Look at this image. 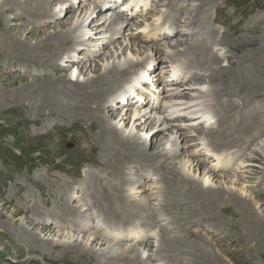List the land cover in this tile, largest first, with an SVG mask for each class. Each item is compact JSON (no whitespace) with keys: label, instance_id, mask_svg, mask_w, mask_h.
<instances>
[{"label":"rangeland","instance_id":"obj_1","mask_svg":"<svg viewBox=\"0 0 264 264\" xmlns=\"http://www.w3.org/2000/svg\"><path fill=\"white\" fill-rule=\"evenodd\" d=\"M11 1H12L11 3L12 10L10 8L9 10H7V7H3L0 10L2 12L3 17H6L8 20L7 24L0 26V31H4V29H10L14 27L16 31V32L14 31V33L17 36V38L18 39L20 38L19 40H22V38L26 36L28 40L27 41L28 45L32 44L31 46L36 45L38 41L44 40L46 34L53 33L57 29L55 26L56 22L65 20V18L68 16L67 14H74L73 22H77V21L79 22L80 20L84 18V19H87L86 24H88L90 20H92V22H95V20L99 18L101 14L104 12H107L108 15L112 13L111 11H108V10L97 12V9H94V7L97 6L96 3L98 1H95V0H88V3L86 5L87 6L86 11L84 10L77 11L78 9V6H77L73 10H70V12L69 11L64 12V9L70 3V0L68 1L62 0L61 2L51 0L52 3L48 5L47 4L43 5L42 7L38 6V8H40V10L41 9L48 10L50 8L53 10L52 12L55 14V16L48 19V21L43 20V19H42L43 21L38 20V19L31 20L28 17V19H25L26 22L24 21L25 23L23 24L22 18L15 16L16 6H14L13 8V5H15L16 3L13 2L14 0H10V2ZM147 1L150 4V10H149V6L147 5V7L143 9V11H145L148 8L147 10H149L150 12L149 11L148 13L145 12L147 15H145L144 12L142 13L138 12V15L136 17L139 18L140 20L136 24H134L135 19H131V21L133 22H131L130 20L124 21V24L119 27L122 32H118L117 30L115 34L113 35L115 39L113 43L106 42V38L108 39V35L110 34L109 32L107 33L106 37H101V36H98L100 31L94 30L95 27L102 26V24L104 23L101 24L100 22L98 24L92 25L93 26L92 30H90L89 28H86V30L83 31L84 29L82 30L80 28L78 30L80 31L79 36L78 38L75 37V40L82 39L81 41H83L84 39H86V37L88 38L89 35H97V37L94 38V40H97L96 41L97 43L85 41V44L82 46L72 45L73 46L72 49L70 50L69 48L68 50L66 49L64 57H66L67 55H70L72 56L73 59H79V61L81 60L80 63L74 65V67H72V69H70V71L68 70L67 72L59 71L55 73L54 69H51V66L48 67L47 65L46 66L43 65V62L45 61V59H48L50 56L47 54L43 56L42 54H45V53L41 51L42 50L41 47L39 48L34 47L32 49L34 50V52L39 54V57H40L39 62H42L40 63L41 65L32 62V61L38 62V60L34 59L35 55L32 57L30 53H27L26 55L27 49L19 51L20 48H16L17 50L14 51L15 53H12L10 50H7L8 46L0 47V264H126L125 262H128V261L124 260L125 257L117 258L113 260H109L108 258H103V259L101 258V260L97 262L98 258L96 259L95 256H94L95 257L94 263H91V262L81 263L77 261L75 258L71 257L75 255L74 253L77 251L75 250L67 251L64 245L49 242L48 240H46L47 236H44L43 233L41 234L40 231H38V229H40L42 226L51 227L54 231L49 236V239L54 240L55 242L59 240L61 241L68 240V235L70 234L74 235V238L77 237L79 239H84V237H86V235H88L89 233L92 234L93 232H96V230H98L99 231L98 233L99 234L102 233L101 236H103L107 240L106 243L102 244L103 245L102 247H106L107 242L111 241L113 239V236L116 237L119 235V233L116 231L128 229L127 226H131V225L132 226L138 225V227H141V224L148 225L147 227H144L143 230L146 234V238L147 237L149 238L144 239L145 240V244H143L144 246L139 245V250H135L136 252L134 251L136 254H134V252L131 249L129 250V256H131L129 259L132 258L131 262L133 260L131 264H141V263L142 264H192V263L193 264H257V263L264 264V229L262 232H259L258 235L253 236L254 235L253 234L252 237H250L251 239L247 237L245 233L246 231L243 229L246 227V223L241 222L239 219L243 213L238 208L240 201H242L241 203H244L245 199L254 203L253 205L256 206V209H258L261 203H263L262 206H264V174H263L264 170L262 171V169L264 168V136L257 138L248 147V149L246 148H244L243 150L237 149V144L239 142L230 144L234 147L230 149L229 151H227L231 153L229 155L231 157V162H228V160H226L225 157L224 159L220 160V161H226V163L228 164L226 163L220 164L219 160L213 161L211 159L209 161V158H207L204 161V164L200 165V169L198 171L197 170L195 171L194 165L198 160L204 159L203 154L205 151H203V147L207 146L209 142L208 140H206V137L203 135L196 137L197 129H195L194 126H190V123L192 122L191 121L192 119L190 118L189 120H186L185 119L186 117L185 118L178 117L176 118V122L180 126H183V127L188 126L189 128H187V130H189V133L192 136L186 139H182V140L180 139L178 142V145H180L179 149L191 148L190 150L193 151V153L191 154L188 152H183L182 154L178 155L177 153L179 152H176V154L178 155L177 156L175 154L177 158L176 156H174L170 160L162 158L161 160L163 161L161 160L159 161L158 160L159 158H158L157 160L159 162L157 161V163H154L151 161L152 159L149 161L143 160L142 155L144 154L145 149H146L145 152L147 154H152V152L156 151L155 148L157 145V139H156L158 138L157 136L165 135L163 131H158L153 136V133L158 128L157 125L148 129L147 126L143 124V125H140L137 129H134V132L139 131L142 134L147 133V136L149 139L151 137L154 138L153 143L150 146H146L144 150L136 151L135 153L134 151H132V149H127L126 146H124V148L121 147L120 149H116L114 146H112V144L109 143L108 140L103 138L104 136L100 135L98 132L91 131L92 134H85L82 138L75 137L79 133L77 131L78 129L84 130L83 127H85L87 128V130H90V127H91L90 125L86 124L88 120H83L82 122L79 120V116H78L79 107H77L71 101L75 99L83 100V98H85L87 93L84 95L85 90H83V87L79 88L80 90H77V91L74 90L77 93L81 92V95L78 97L75 95L74 96L67 95L64 92H60L59 95L56 94L59 97L58 98L59 103L61 101L63 103L66 102L65 104L68 106V109L62 105L63 110H61L62 108H59L61 112L58 113L57 111H55L56 110L55 109L54 114L52 115L48 114L50 112L49 109H52V108L54 109L55 106H58V105H55L53 102L51 103L49 102L50 104L48 105V107L50 108H45V107L43 108L41 107L42 106L41 103H43L44 106L47 105V101L45 99H43L42 102L37 103L35 102V99L33 97L34 95H29L25 97L22 94L23 92L27 90V87L29 86L37 85L41 88L44 85L45 80L47 82H54L53 84L55 86L51 85L50 87V90L52 92L53 90H57V89L64 90L66 92L67 90H70V88L68 87L73 85L72 83L73 79H70L68 77L73 76L74 81L77 78L80 82L85 81V79L92 77L91 75H96L93 72L94 68H95V71H98L99 74H102L104 73L105 66H108V64L111 65L113 58L117 59V55H122V53L124 55L120 56V61H123L125 59L124 57L135 60V56H137V53L139 52V51L137 52V49H139L140 45H142L147 49H145L146 51L143 52L142 56L139 57V59L142 58L146 62L143 65H139L137 70L135 69L136 67L129 69V75L125 77H120L119 82L117 83V85H114L113 89H111V83H110V90L107 92L113 95V97L111 98L112 100L115 98H119V99L121 98L122 100L125 95V89L127 88V86H130L131 79L132 78L136 79V83H138L137 81L138 79H140L142 72L146 71L145 66L148 63V61H151L152 62L151 65H152L153 62L157 60L158 62L156 64L155 73H152L150 75L151 79L147 80L148 81L147 88L150 91V93L152 92L151 98L154 100L153 102L157 103V107L156 109H151L152 102L147 103L146 101H142L140 103V106H137V104H131L128 106V108H125L126 107L125 99L122 100V102L120 103H118V100L117 101L114 100L113 107L116 109V111L114 112L115 117H112L113 120H110L112 121V124L114 123L119 124L118 122L120 119V115L119 116L117 115L120 113L123 114L125 112H127V114H132V113L135 114L137 111L140 110L142 115L150 114V118L153 116L161 117L164 114L162 112H164L167 108H168L167 111L174 108L170 106V104L173 103L174 100L169 98L168 95L164 97V95L166 94L164 89H166V92L168 93L169 88L178 87L180 89L182 88L180 87L182 84L186 86L190 85L189 93L193 95V97H195L192 100L185 102L186 104H188V102H195L198 105L200 104L206 105V103L214 104L215 100L214 98H212L214 95L212 97L211 96L209 97L201 96V95L203 93L205 94L211 93V91L217 88V86L218 88L219 87L221 88L220 85H222L223 83L221 84L218 81L212 84L203 83V82L200 84H196L199 82V80H196L197 82L195 83L192 81V79H190L188 82H186V84L184 83L176 84V85L174 84L175 86L172 85L169 88H166V87L163 88L162 85H160V81H158L159 79H157V77H159V75L162 74V71L164 69L161 70L162 67L159 65L162 64L164 60H166L165 58L166 55L168 54L175 55L176 49L174 48L168 49L166 40H164V38L157 39L158 38L157 37L156 40L152 39L147 42H143V41L139 42V40L144 39L146 35L142 33L143 27H139V26L144 25L142 23L143 19L147 20V22L144 20V23L149 24L148 25L150 26L148 27V30H149L154 27L153 25H151V22L152 21L155 22L154 19L157 17L159 18L155 22V23H158L157 26L159 27L151 31L150 34L148 32L149 36H151V34H155L151 37H154V36L156 37L159 33L164 31L165 27H168V29L172 31V35L174 36V38L176 37L175 35L180 34V33L183 34V31H187V30H191L203 36L210 35L209 31L214 30L215 32L214 36L215 38H218V39H220L223 36L227 37L228 39L231 38L230 40H235L237 38L236 41L237 40L238 41L248 40V39L249 40L262 39L263 41L261 40L260 41L261 43L257 41L259 45L254 46V48H253V45H248V49H247L248 52L245 49V53L247 54V57L251 56L252 53L254 52L258 53V55L260 56L261 54L264 55V46H263L264 45V2L263 0H213L210 5L202 6L203 12H200L199 13L200 15L197 16V19H201L204 23L203 22L196 23L193 25H189V27H187L188 20L187 18H185L187 14L186 15L184 14V12L188 10L187 3L184 2V5H183L182 0L178 1V4H179L178 8H181V5L182 7L184 6V8H182V11H181L182 14L181 12L176 14L175 12H172L170 10L165 9L164 11V6L162 5L166 3L167 0H152L151 2L154 3L155 5L153 8H151V3L149 2V0ZM54 2L56 3L55 6H53ZM191 3L194 4V2L190 1V4ZM258 8L260 9V11L258 12L259 14L257 13ZM28 9L30 10V8ZM34 9H35V6H34ZM191 13L194 14L195 12H191ZM93 15H96V16H93ZM197 19H195V21ZM171 21H172V24H174V26L170 24ZM247 21L251 25H249ZM163 23L167 25L164 26ZM161 24H163V26H161ZM233 24H237L238 27H240L239 29H237L238 33L236 34L233 32V27H235V25ZM33 26L37 27L39 30L37 28H32ZM60 30H61L62 36L66 37L67 34L66 35L64 34L65 31H62V29ZM242 33L243 35H245L244 37L242 36ZM83 34H85V36ZM131 34L132 36L130 37ZM239 36H242L243 38ZM177 37H181V36L179 35ZM0 38L9 40L7 39L8 37L6 36L5 37L0 36ZM121 41H122V46L120 50H118V52L115 53L114 56H111L112 53H114L113 52L114 49H112L113 44L115 42L119 43ZM135 42L139 43V45H136L137 43ZM49 43L48 45H50ZM65 44H67V42L64 43L63 45L58 44L57 47L53 46L55 49L59 48V50L58 49L56 50L57 52H59V57L63 50L62 48L65 46ZM103 44H105V46H103ZM153 45H157L159 47L157 54L155 53L156 50L152 49ZM177 49L180 50L181 54H179L178 57H171V58L172 59L173 58L182 59L184 62L183 64H184V70H185L187 69V63L185 60L186 56L184 57V53L182 52L184 47L179 46ZM227 50L228 49L226 48L224 44L222 46L215 47V51H218V53L222 55ZM241 51H244V50L241 49ZM49 52L50 51H48V53ZM199 52H201V50ZM89 54L93 55L90 59H88ZM229 54L234 56L233 53H229ZM1 55L5 57H2ZM9 57L10 58L12 57V58L10 59ZM59 57L57 58V60L59 59ZM62 57H63V54H62ZM220 58H221V61L216 64H213L212 65L213 68L216 66L218 67L222 66L221 68H224V67L227 68L228 66L227 64H229L231 60H233V58L230 59L229 56L226 58L225 57H220ZM60 60H62L61 65H64L63 61L65 60V58L63 59L61 58ZM19 61H22L25 63L31 62V64H29L28 66H25L23 65L22 62H19ZM91 62L93 63L94 67L93 65L92 66L90 65L88 70L82 69L84 68V66H88V64ZM82 63L84 65H82ZM246 63L248 62L245 61V64ZM171 64H175V63H171ZM237 65L238 64H236L233 70L235 69L236 71L239 69ZM257 66L262 68L264 67V63L262 64V66L260 65H257ZM79 69L83 70L81 75H79L78 73ZM193 70L194 69H188V72H191ZM10 72L15 73V74H10ZM43 74H47V76H44ZM60 74H65V75L67 74V76L62 75L61 77H57ZM70 74H73V75H70ZM188 74L189 73H186L185 75H188ZM24 75H28L29 77L28 76L24 77ZM164 75L166 74H164V71H163V74L161 75L163 79H164ZM63 77L65 78L67 77V78L65 79ZM13 79L15 81H12ZM154 80H156L155 86H154ZM40 81H43V82H40ZM239 83H241L240 80H237V81L234 80L233 85L238 86ZM162 84L163 86H165L164 83ZM149 85L151 87L152 86L154 87L151 88L149 87ZM242 86L247 87V84L242 85ZM221 93L222 92H220V94ZM7 95H9V97ZM249 95L250 94H247L246 98H248ZM81 96H83V98ZM220 99H223L224 101H227V102L229 101L228 97H222ZM230 100L231 101L235 100L238 103H241V101L237 100L234 97H231ZM260 101H261L260 105L255 104L254 101L253 102L249 101L248 103L243 102V105L237 108V113H244V111L251 108L252 106L256 108H260V110H263V107L261 106L264 104V101L262 100ZM99 102H97L98 105H100ZM88 103L96 104L95 102H92V101ZM30 106H31V109H29ZM208 106L210 107L209 104ZM39 107L42 108L43 110L40 109ZM178 107L180 106H177V108ZM108 109L109 107L107 105L106 111L104 112L106 114V115L104 114L106 118L110 114ZM35 110H37L38 112ZM209 110H211V108ZM167 111L165 112L167 113ZM63 112L68 115L66 116V114H64ZM181 115L183 116L182 112H181ZM69 116H72V117H69ZM216 117L218 121L219 115ZM217 121H215L214 126L216 125ZM108 122L109 121L107 122L103 121V125L106 127L107 129L106 131H108V134H110L111 136L109 140L111 138H114L116 140H122V142H124L125 140V142H127L128 144L131 143L130 145H132L133 141L131 142L127 138L125 139L123 138L128 134L130 130L133 129L131 128L133 126L130 125L131 121L130 123H127V127H129L128 129H125V126H122L120 130L122 134L119 133L121 135V138H118V139L115 135H113V133L115 134L116 132L109 129L111 124ZM72 123H76V124H72ZM107 123L109 127L107 126ZM201 123H202V126L203 125L206 126L203 122ZM204 126L202 127V130H205V131L214 130L212 126L207 127L208 129H205L206 127ZM255 132H257V130ZM166 133L168 132L166 131ZM99 138L104 139L103 142H101ZM191 139H193V141ZM244 139L246 141L248 140V137H245ZM106 144H108L109 146L107 145L106 147ZM229 147L230 146L227 145L226 148H229ZM122 149H123V152H122ZM200 151L203 153H201ZM120 153L122 156H120ZM130 153L133 156H131ZM126 154L127 155L130 154V155L127 157ZM117 155H119L122 158H119V156ZM139 156L142 159H140ZM130 157L132 158L133 161L131 160ZM107 160L108 162H106ZM165 160L167 163H164ZM161 162L164 163V165H167L168 168H172L174 167L173 164H176L177 166L183 169L182 171L178 172L179 175L177 174L178 178L180 180L182 179L181 181L183 183L182 185L185 184V181L187 182V180L184 179L186 178V175L184 177L183 173L184 174L186 173L190 177H196V179H199V171L205 168V166H206V170L209 167L210 168L215 167L216 169L215 173L222 174V175L228 174V173L229 174L233 173L236 175L242 174L243 171H245L246 169L248 170L251 169V171L255 169V171H252V172L250 171L249 173L244 172V174L242 175L243 176L245 175V176L239 178V182L235 184H230V183L226 184L228 188L237 192V194L241 197V198H238L236 202L233 201V199H230V197L224 198L221 201H218V199H216L217 204L215 203L212 209L207 210V207L203 206L202 201L201 202L196 201V203H192L191 200L187 199V200H181L180 202L182 203V205L176 208V206L173 207L171 205L174 203L175 196L168 194L165 189L168 188L169 185H172L173 181L179 182L180 180L177 177L171 175L172 178L168 176V179H170L172 182L165 184L164 182H165V178L167 175H164L163 171L158 168V166H161ZM221 165L222 167L221 169H219ZM140 166H143V167H140ZM117 171H119L118 174H117ZM60 176L65 177L69 181L71 179L72 181H75V180L79 181L78 183L81 184L83 188L82 189L80 187L82 190V192L80 193L81 194L83 193L82 196L76 193L78 190L77 188H72L70 195L69 194H67V196L66 194L63 196L58 195V193L61 192L62 184L66 182V180L63 177L60 178ZM163 179H164V182H163ZM111 182L114 183V186L112 187L111 185H108ZM220 183H221V180L219 176L216 178L215 182H207V184H210V185H216ZM221 185L224 186V184L222 183ZM55 186H57L58 188ZM188 187L187 188L185 186L183 187L181 191L182 195L187 193V191L189 190ZM129 189H132V192H133L132 194L130 193ZM222 193L223 192L221 191L220 194ZM100 194H103V195H100ZM83 195L86 196L87 199L85 198L81 199ZM122 195H123V198L121 197ZM110 196H113V197L118 196L113 199L114 206L115 204H117V207L115 206L116 210L115 208H112L113 203L109 198ZM221 196H224V193ZM100 200L103 203H101ZM105 200H106V203H105ZM255 201L259 203L256 205ZM225 203H227L226 204L227 206L224 205ZM236 204H238V206H235L236 209H233L234 205ZM40 205L43 206L42 207L43 211L47 212L49 210L48 212L50 214L48 217V220H45L46 222L43 225L34 224L33 222L28 221L30 220L28 217L33 218L32 216L33 210L35 213L36 208L40 207ZM190 205L192 206V209ZM52 206H54L53 207L54 211H50ZM91 206L93 207L92 209H91ZM94 207H97V208L100 207L101 209L99 208V211L100 212L104 211V213L102 212L101 213L103 216L105 214V218L110 219L119 224H123V225L114 224L112 222L109 223L108 221H105V220L101 222L95 221L91 227L85 229L84 231L75 232V231L70 230L71 222H68L69 223V224L67 223L68 226L65 227L66 225L62 226L61 223L57 222L56 224V219L53 218L54 217L53 214L55 213V210H57V212L60 214L61 212L64 213L65 209H67V213H70L73 211H74L73 213H77L76 212V209H77L80 211V213L84 211L86 212L88 211L87 216L89 215L90 217V218L88 217V223H91L92 218H94L93 217L94 213L99 214L96 212L97 209L95 210ZM24 208L27 209V211L26 210L24 211ZM164 208L165 209L167 208V209L165 210ZM12 210L16 212H14V214L11 216ZM111 210L114 214L111 212ZM116 211H117V215L115 214ZM176 215H177V218H175ZM190 215L191 217L189 218ZM204 215L207 217L208 220L205 218ZM111 216H113L114 218ZM122 216H123V219H122ZM83 217L86 218V216H83ZM171 217L174 220V222L171 221L172 220ZM85 218H83L82 220H84ZM216 219L218 220V222L220 221L219 222L220 224L217 222ZM77 220L78 218L76 219V221ZM85 220L87 221V219ZM167 221L169 224L165 225ZM263 222H264V217H263L262 223ZM55 225H58V227L60 228L59 231L55 228ZM168 225L171 228H169ZM217 225H219L220 228ZM178 226H180V229ZM240 226H242L241 227L242 229L240 228ZM263 228H264V225H263ZM36 233H38L41 238L40 237L35 238L34 236L36 235ZM59 234L60 235L62 234V236H59ZM138 235L133 236L131 234H128L127 240L118 241V243H115L116 240H113L114 241V242L112 241V243H114L113 249H122L123 246L125 245H126V248L136 245L138 243V240H134L135 239L134 237H137ZM36 240L38 243L36 242ZM165 242L166 244H164ZM168 242L169 243L173 242V243L167 244ZM174 243H176L178 246L175 245ZM182 244H183V250L181 248ZM196 245H199V246L197 247ZM162 246L167 247L166 250L160 249V248H163ZM170 248L174 250L172 251ZM195 250L198 251L199 253H197ZM171 252L173 254H171ZM188 252H189V255H188ZM177 253H179L178 255H180L179 258H178ZM87 254L93 255L89 252H87ZM149 255H154V257L148 259ZM137 256L141 257L142 261H140L139 257L137 258ZM83 257L85 258V256ZM174 257H177V258H174ZM199 257H203V258L198 259ZM208 257H210L211 259ZM120 259H122V262ZM136 260L139 263H137ZM195 260L197 263L195 262Z\"/></svg>","mask_w":264,"mask_h":264},{"label":"bare ground","instance_id":"obj_2","mask_svg":"<svg viewBox=\"0 0 264 264\" xmlns=\"http://www.w3.org/2000/svg\"><path fill=\"white\" fill-rule=\"evenodd\" d=\"M55 1H58V2H61L62 0H55ZM68 1V0H67ZM95 1H98L96 4L97 6L94 7V9H97V12H100V11H111L113 13V11L115 13H111L108 15L107 12H104L101 14V16L99 18H97L95 20V22H92V20H90L88 22V24H86V21L87 19H82L80 20L79 22H73V16L74 14H67L68 16L65 18V20H62V21H57L55 26H56V30L53 32V33H48L45 35V38L44 40H41V41H38L36 45L34 46H31V45H28V40L26 38V36H24L22 38V40H19L17 38V36L15 35L14 31H15V28L12 27L10 29H4V31H0V36H3V37H8L7 39L9 40H6V39H2L0 38V47H4V46H8L7 47V50H10L12 53H15L14 51L17 50L16 48H20L19 51H22V50H26V55L27 53H30L31 54V57L35 55L34 59L35 60H38V62H34L32 61L33 63H37V64H40L42 62H39V54L34 52V50H32L34 47H41L42 50L45 54H42L43 56L44 55H49L50 57L48 59H45V61L43 62V65H47L48 67L51 66V69H54L55 73L59 72V71H70V69H72V67H74V65L78 64L81 62V60L79 61V59H73L72 56L70 55H67L66 57H64V54H65V51L66 49L69 50L72 49V45H77V46H82L85 44V41L86 42H92V43H97L96 41L97 40H94L95 37H97V35H89V37L86 39H84L83 41H81L82 39H77L75 40V37L78 38L79 36V33L80 31H78L80 28L85 31L86 28H89L90 30H92L93 26L92 25H95V24H98L101 22L104 23L102 24V26H97L94 28V30H99V34L98 36H101V37H106L107 36V33L109 32L110 34L108 35V39L106 38V42L107 43H113L115 41L113 35L115 34V32L118 30V32H122L120 30V26L124 24V21H127L128 18H125V17H128L129 15L128 14H121V13H117V12H123V5L124 3H120V4H117L116 1L117 0H110V1H105V0H95ZM103 1L105 3L107 2H113L112 3V6H107L105 9L100 6L99 4L100 3H103ZM123 1H126L128 2L129 0H123ZM139 1L138 3V6L135 7L134 10H132L130 12V15L132 14L133 12V15L135 14H138L137 12H144L143 10L142 11H138L141 9V7H145V6H149V10H150V4L148 3L147 0H137ZM152 0H149V2L151 3V8H153L155 5L154 3L151 2ZM178 1H181V0H167L166 3H164L162 6L166 7V10H170L172 12H175L176 14L177 13H180L182 11V8H184V6L182 7L181 5V8H178ZM190 1L191 2H194V4H190ZM213 0H182L183 2V5H184V2L188 4V10H186V12H184V14L186 15L185 18H187L188 20V24H187V27H189V25H193V24H196V23H202L203 21L201 19H197V16L200 15L199 13L200 12H203V7L202 6H208L211 4ZM13 2H15L16 4L13 5V8L14 6H16V12H15V16L16 17H20L22 18V23L24 24L26 21L25 19H38V20H47L50 19L51 17L55 16V14L52 12L53 10L52 9H48V10H40L39 7H42L43 5H48L51 2V0H14ZM264 2V0H263ZM12 1L10 2V0H0V10L1 8L3 7H7V10H9V8L12 10V5H11ZM88 3V0H70V3L69 5L64 9V12H70V10H73L75 7L78 6V10H84L86 11V5ZM24 4V6H23ZM142 4V6H141ZM263 4V3H262ZM56 3L54 2L53 6H55ZM34 6H35V9H34ZM259 6V5H258ZM37 7V9H36ZM30 8V10L28 9ZM139 8V9H138ZM145 11L148 13V11ZM152 10V9H151ZM43 11V12H41ZM117 11V12H116ZM219 11V10H218ZM260 11V9L258 8V11L257 13ZM144 12L145 15H147L146 13ZM150 12V11H149ZM191 12H195L194 14H192ZM206 12V11H205ZM222 13V12H221ZM226 13V12H225ZM238 13V12H237ZM182 14V12H181ZM252 14V12H251ZM259 14V13H258ZM257 14V15H258ZM261 14V13H260ZM228 15V14H227ZM93 16H96V15H93ZM261 16V15H260ZM224 17V16H223ZM222 17V18H223ZM132 18H135V16H133ZM255 18V17H254ZM43 19V20H42ZM137 22L140 20L139 18H137ZM159 18H155L154 21L156 22ZM195 19H197L195 21ZM144 20L147 22L146 19H143L142 20V24L143 26H139V27H143V32L145 30H147V27H150L148 26L149 24H145L144 23ZM186 20V19H185ZM233 20V19H232ZM238 20V19H237ZM25 21V22H24ZM222 21V20H221ZM220 21V22H221ZM8 20L6 17H3L2 15V12L0 11V26L1 25H4V24H7ZM155 22H151V25L154 26L153 29L155 28H158L159 26H157L158 23H155ZM167 22V21H166ZM248 22V21H247ZM40 23V22H39ZM79 23V24H77ZM162 23V22H161ZM168 23V22H167ZM204 23V22H203ZM232 23V22H231ZM164 26L167 25L165 23H163ZM163 24H161V26H163ZM171 25L174 26V24H172V21L170 23ZM249 24V22H248ZM258 24V23H257ZM235 25V27H233V32L236 34L238 33V30L240 27H238L237 24H233ZM251 25V24H249ZM22 26V25H21ZM35 26V25H34ZM32 27V28H37V27ZM5 27V26H4ZM202 27V26H201ZM242 27V26H241ZM14 28V29H13ZM178 28V27H177ZM38 29V28H37ZM62 31H65L64 34L67 36L66 37H63L62 36V33H61V30ZM65 29V30H64ZM153 29H149L147 32H146V35L144 37V39L142 40H139L140 41H143V42H147L149 40H156L157 39H162L164 38V40H166V43H167V48L171 49V48H174L176 49V53L175 55L173 54H168L166 55V60L163 61L162 64H160L159 66L163 67V70L164 71V74H166L167 72H169V69L171 67V65H169V62L170 60H173L171 57H178L180 53V50H178L177 48L180 46V47H184V49L182 50V52L184 53V57L186 56V63H187V69L184 70V73H189L188 74V79L184 82V84H186V82H188L190 79H192L193 82H197L196 80H199L198 83L196 84H200V83H208V84H212L214 82H220L222 85L221 88L217 86V88L213 89L211 91V93H203L201 96H213L212 98H214L215 100V103L214 104H210V103H206V107L207 108H211L213 113L218 116L219 115V119L218 121L216 122V125H212L211 123H208V127L212 126L214 128V130H202V123L201 122H198L197 124L195 123L196 121L195 120H192V126H194L195 129H197V134H196V137L197 136H205L206 137V140H208V145L203 147V151L205 152H209V151H212V150H218L220 152H223L220 148L221 147H224V146H227V145H230L232 143H236V142H239L237 144V149L239 150H243L244 148L248 149V147L257 139V138H260L262 136H264V104L261 106L263 107V110H260V108H256L254 106H252L251 108L247 109L246 111H244V113H237V108L242 106L243 105V102L245 103H248L249 101H255V100H258L259 98L262 99V101H264V67L260 68L258 67L257 65H260L262 66V64L264 63V55L261 54L258 55V53H252L251 56H248L247 57V54L245 53V49L246 51L248 52V45H253V48L254 46H258V42H260L262 39H253V40H230L228 39L227 37L223 36L221 37L220 39L218 38H215L214 36V30H211L209 31V34L210 35H201V34H197L191 30H187V31H183V34L180 33V34H177L175 35L176 37L174 38V36L172 35V31L169 30V29H164L163 32L159 33L156 37H151L149 36L150 32L153 31ZM244 29V28H243ZM23 30V28H22ZM25 30V29H24ZM27 30V29H26ZM39 30V29H38ZM42 30V29H40ZM133 30V29H132ZM256 30V29H255ZM16 32V31H15ZM36 32V31H35ZM39 32V31H38ZM149 32V34H148ZM232 32V33H233ZM37 33V32H36ZM41 33V32H40ZM83 33V32H81ZM35 34V33H34ZM43 34V33H42ZM69 35V37H68ZM85 36V34H83ZM87 35V34H86ZM181 36V37H177V36ZM230 35V34H229ZM233 35V34H232ZM132 36V34L130 35V37ZM242 36L244 37L245 35H243L242 33ZM242 36H239L241 38H243ZM250 38V37H249ZM70 39V41H69ZM175 39V40H173ZM258 41V42H257ZM263 41V40H262ZM50 45H48V43ZM53 42V43H52ZM65 46L62 48V52L60 54V57H59V52H57L56 50L59 48H54L53 46H58V44H64L66 43ZM69 42V44H68ZM137 43V42H135ZM261 43V42H260ZM225 45L226 48L228 49L223 55L222 54H219L218 51H215V47L217 46H222V45ZM136 45H139V43H137ZM103 46H105V44H103ZM122 46V41L121 42H115L112 46V49L114 53H112L111 56H114L115 53L118 52V50H120ZM264 46V45H263ZM53 47V48H52ZM224 47V46H223ZM251 47V46H250ZM249 47V48H250ZM22 48V49H21ZM158 46L157 45H153L152 46V49L153 50H156L155 53L157 54L158 53ZM147 48H145L144 46L140 45L139 49H137V56H135V60L133 59H130V58H127V57H124L125 59L123 61H120V56L124 55L122 53V55H117V59L116 58H113V61L111 63V65L108 64V66H105V70H104V73L102 74H99L98 71H95V68L93 70V72L96 74V75H91L92 77L90 78H87L85 79V81H82L80 82L77 79H75L74 81V78L73 76H70L68 78L70 79H73L72 83L73 85L68 87L70 88V90H67L66 92L64 90H53V92L50 90V87L51 85L52 86H55L53 83L54 82H47L45 80V83L44 85L40 88L39 86L37 85H34V86H29L27 87V90L25 92H23V96L27 97L29 95H34V99H35V102L37 103H40L42 102L43 99H45L47 101V105L44 106L43 103L41 107H45V108H50L48 107V105L53 102L55 105H58V106H55V108L53 109H49L50 112L48 113L49 115H52L54 114V110L57 111L58 113H60L61 111L59 110V108H62L61 110H63V106H65L67 109H68V106L63 103L62 101L59 103V93L60 92H64L66 93L67 95H75V96H80L81 95V92H75L74 90H80L79 88H82L83 87V90H85L84 92V95L87 93V95L85 96V98H83V96H81L83 98V100H79V99H75V100H71L77 107H79V120L82 122L83 120H88V122H86V124L90 125V130H87V128L83 127L84 130H81V129H78L77 131L80 133H78V135H76L75 137H83L85 134H92L91 131H94V132H98L100 135L104 136L103 138H105L106 140L109 141L110 144H112V146H114L116 149H120L121 147L124 148V146H126L127 149H132V151H134L136 153V151H142L146 148V146H150L152 143H153V139L154 138H148L147 136V133H144L142 134L141 132L137 131V132H134V129H137L140 125H146L147 128H152L153 126H158V128L155 130V132L153 133V136L156 132L158 131H163L165 133L164 136H157L158 138L157 139V145H156V151L152 152V154H147L144 150V154L142 155V158L143 160L145 161H149L151 160L152 162L154 163H157V161L161 160L162 158H165L167 160H170L172 159L174 156H176L177 154L180 155L182 154L183 152H188V153H193V151H191L190 149L191 148H183V149H179L180 148V145H178V142L179 140L181 139H186V138H189V137H192L189 133V130H187V128H189L188 126H180L177 122H176V118L178 117H181V118H185L184 116L181 115V112L179 110V113L178 112H174L177 108V106H184L186 103H177L178 101L180 100H185V101H189V100H192L193 98V95H191L189 93V87L190 85L186 86V85H181L180 87H182L181 89H178V87L176 88H170L171 91H169L168 93L166 92V89H164L165 91V96L168 95L169 98L173 99L174 102L170 104V106L174 107L172 108L171 110H168L167 113H164L161 117L158 116V117H151L150 118V114L149 115H142L141 114V111H135L136 113L135 114H127V112L123 113V114H118L117 116L120 115V119H119V124H112V121L110 120H113L112 117H115V111L116 109L113 107V101L114 100H118V103L122 102V100H126L125 101V105L126 107L125 108H128L129 105L131 104H137V106H140V103L142 101H146L147 103H150L151 100H152V92L150 93V91L148 90L147 88V84H148V79L150 80V75L152 73H155V68H156V64H157V60H155L153 62V64L151 65V61H148V63L146 64L145 66V70H146V75L143 79V81H141V79H138L137 82H139L138 84L136 83V79H131L130 81V86H127V88L125 89V95H124V98L121 100V98H115V99H111L113 97L112 94H109V91L110 90V83H111V89H113L114 85H117V83L119 82V78L120 77H125L127 75H129V69L133 68V67H136L135 69L137 70L138 69V66L139 65H143L146 61L144 59H139V57L142 56L143 52H145ZM241 49H243L244 51H241ZM32 50V51H31ZM152 50V52H153ZM201 50V52H199ZM257 50V49H256ZM262 50V49H261ZM4 51V50H3ZM48 51H50L48 53ZM24 52V51H23ZM64 52V53H63ZM151 52V53H152ZM243 52V53H242ZM7 53V52H6ZM229 53H233L234 56H232L231 54ZM8 54V53H7ZM62 54H63V57H62ZM2 56V55H1ZM82 56V55H81ZM93 55H90L88 56V59H90ZM119 56V57H118ZM230 57V59L233 58V60H231V62L229 64H227V68H221V67H214L213 68V64H216L218 62L221 61V58L220 57ZM2 57H5V56H2ZM1 57V58H2ZM17 57V56H16ZM59 57V59L57 60V58ZM236 57V58H234ZM10 58V57H9ZM12 58V57H11ZM10 58V59H11ZM20 58V57H19ZM63 59L65 58V60L63 61L64 62V65H61L62 63V60L60 59ZM87 59V60H88ZM13 60V59H12ZM43 60V59H42ZM30 61V60H29ZM225 61V60H224ZM245 61H247L248 63L245 64ZM15 62V60H14ZM19 62H22V61H19ZM23 65L25 66H28L29 64H31V62L29 63H25V62H22ZM21 63V64H22ZM171 63V62H170ZM236 64H238L237 66V69L235 71V69L233 70V68L236 66ZM41 65V64H40ZM82 65H84L82 63ZM92 66L93 63H89L88 66H84V68L82 69H89V66ZM17 66V65H16ZM21 66V65H20ZM11 67V66H10ZM38 67V66H37ZM94 67V65H93ZM158 67V66H157ZM144 68V67H143ZM260 68V69H258ZM37 69V68H36ZM39 69V68H38ZM49 69V68H48ZM188 69H194L193 71L191 72H188ZM144 70V69H143ZM49 72V71H48ZM83 72V70L79 69V75H81ZM45 73V72H43ZM10 74H15V73H12L10 72ZM26 74V73H25ZM29 74V73H28ZM77 74V73H76ZM89 74V73H88ZM44 76H47V74H43ZM62 75H65V74H60L58 75L57 77H61ZM70 75H73V74H70ZM78 75V74H77ZM148 75V76H147ZM28 75H24V77H27ZM67 76V74L65 75ZM137 76V75H136ZM23 77V78H24ZM29 77V76H28ZM65 78V77H63ZM62 78V80H63ZM67 78V77H66ZM65 78V79H66ZM38 79V78H37ZM52 79V78H51ZM64 79V80H65ZM157 79H159V77H157ZM28 80V79H27ZM61 80V81H62ZM237 81V80H240L241 83H239L238 86H234L233 85V82ZM12 81H15L14 79ZM40 82H43V81H40ZM64 82V81H63ZM51 83V84H50ZM115 83V84H114ZM176 83V82H175ZM194 84V83H193ZM247 84V87L245 86H242V85H245ZM59 85V84H57ZM146 85V86H145ZM172 85H174L173 81H171V83H165V86L166 88L168 87H171ZM69 86V85H68ZM211 86V85H210ZM262 87V89H261ZM131 88V89H129ZM67 89V88H66ZM192 89V88H191ZM37 91V92H36ZM222 92L220 94V92ZM237 91V92H236ZM112 92V91H111ZM110 92V93H111ZM225 93V94H224ZM252 93V94H251ZM58 94V95H56ZM247 94H250L252 96L249 95L248 98H246V95ZM6 95V94H5ZM4 95V97H5ZM62 95V94H61ZM138 95V96H137ZM9 97V95H7ZM65 96V95H64ZM222 97H228L229 98V101H224L223 99H220ZM231 97H234L236 98L237 100L241 101V103H238L237 101H231L230 98ZM48 98V99H46ZM30 99V98H29ZM37 99V100H36ZM67 99V98H66ZM85 99V100H84ZM62 100V99H60ZM69 100V98H68ZM65 101V100H64ZM67 101V100H66ZM95 102L96 104H89L88 102ZM100 101V102H99ZM154 101V100H153ZM151 103V109H156L157 107V103L156 102H153ZM50 102V103H49ZM59 104H58V103ZM97 102L100 103V105L97 104ZM105 102V103H104ZM34 103V102H33ZM32 104V103H31ZM208 104L210 105V107L208 106ZM37 105V104H36ZM71 105V104H70ZM108 105L109 109V115L108 117L106 118V114L104 113L106 111V106ZM118 105V104H116ZM196 106H198V104H195ZM191 106L192 108L195 106ZM73 106V105H72ZM71 106V107H72ZM33 107V106H32ZM54 107V106H53ZM27 108V107H26ZM40 108V107H39ZM70 108V107H69ZM144 108V107H143ZM31 109V106L30 108ZM42 109V108H40ZM65 109V108H64ZM183 109V108H181ZM186 109V108H185ZM218 109V111H217ZM33 110V109H32ZM43 110V109H42ZM37 111V110H35ZM73 111V110H71ZM78 111V110H76ZM25 112V111H24ZM38 112V111H37ZM68 112V111H67ZM70 112V111H69ZM150 112V111H149ZM40 113V112H39ZM56 113V112H55ZM64 113V112H63ZM66 114V113H64ZM74 114V113H72ZM105 114V115H104ZM141 114V115H140ZM62 115V114H61ZM68 114H66L67 116ZM48 116V115H47ZM46 116V117H47ZM76 116V115H74ZM69 117H72V116H69ZM193 117V115H192ZM51 118V117H49ZM77 118V117H76ZM74 119V118H73ZM78 119V118H77ZM186 119V118H185ZM191 119V117H190ZM103 121L107 122L109 121L108 123L111 124L110 126V130H113L114 132H116L115 134L113 133V135H115L118 138H121V135L122 132H120L122 126H125V129H128L129 127H127V123H130L131 128H133L132 130H130L128 132V134L123 137L124 139L127 138L129 141H133L132 142V145L128 144L127 142H122V140H116L114 138H111L109 140V138L111 137L110 134H108V131H106V127L103 125ZM115 121V120H114ZM107 123V126L109 127ZM72 124H76V123H72ZM138 124V125H136ZM191 124V123H190ZM88 127V126H87ZM104 127V128H103ZM206 127V126H204ZM47 128V127H46ZM48 129V128H47ZM257 130V132H255ZM127 131V130H126ZM166 131L168 133H166ZM162 132V133H163ZM120 133V134H119ZM98 135V134H97ZM112 135V134H111ZM124 135V134H123ZM92 136V135H91ZM101 136V137H102ZM94 137V136H93ZM113 137V136H112ZM245 137H248V140L245 141ZM98 138V136H97ZM122 138V139H123ZM194 139V138H193ZM193 139H191L193 141ZM99 140L101 142H103L104 139L102 138H99ZM190 140V141H191ZM221 140V141H220ZM220 141V142H219ZM122 142V143H121ZM102 144V143H101ZM78 145V144H77ZM76 145V146H77ZM108 144H106V147H107ZM191 145V144H190ZM99 146V145H98ZM109 146V145H108ZM78 147V146H77ZM101 147V146H100ZM110 149V148H109ZM114 150V149H113ZM122 152H123V149H122ZM125 152V151H124ZM133 152V154H134ZM176 152H179L176 154ZM101 153V152H100ZM141 153V152H140ZM143 153V152H142ZM128 154V153H127ZM126 154V155H127ZM131 154V153H130ZM129 154V155H130ZM176 154V155H175ZM103 155V154H102ZM127 155V157L129 156ZM139 155V153H138ZM177 155V156H178ZM204 155V154H203ZM115 156V155H114ZM119 156V155H117ZM120 156L121 153H120ZM119 158H122L120 157ZM131 156H133L131 154ZM176 156V158H177ZM104 157V156H103ZM107 157V156H106ZM109 157V156H108ZM218 157H221V156H218ZM111 158V157H110ZM131 158V157H130ZM137 158V157H136ZM140 158V156H139ZM140 158V159H142ZM159 158V159H158ZM175 158V159H176ZM207 158H211V155H204V159L203 160H198L196 163H195V171L199 170L200 169V165L204 164V161L207 159ZM105 159V158H104ZM116 159V158H115ZM114 159V160H115ZM138 159V158H137ZM158 159V160H157ZM174 159V160H175ZM120 160V159H119ZM130 160V159H129ZM132 160V158H131ZM133 161V160H132ZM137 161V160H136ZM142 161V160H141ZM158 161V162H159ZM163 161V160H161ZM104 162V161H103ZM108 162V160L106 161ZM140 162V161H139ZM174 162V161H173ZM129 163V162H128ZM164 163H167L166 160ZM164 163L161 162V166H158L159 169H161L164 173V175H167L166 178H165V182H164V179H163V182L165 184H168V183H171L172 181L170 179H168V176L171 177L172 176H175L178 178V172L179 171H182L183 169L179 166H177L176 164H173L174 167L172 168H168L167 165H164ZM108 164V163H107ZM143 164V162H142ZM117 165V164H116ZM139 165V164H137ZM141 165V163H140ZM157 165V164H156ZM155 165V166H156ZM140 167H143V166H140ZM145 167V166H144ZM254 167V166H253ZM112 168V167H111ZM258 168V167H256ZM106 169V167H105ZM113 169V168H112ZM125 169V168H124ZM140 170V169H138ZM149 170V169H148ZM203 170V171H202ZM202 170L199 171V179H196V177H190L188 176L186 173L184 175H186V178H184L185 180H187V182L185 181V184L182 185L183 183L181 182L182 179L180 180L179 178V182H176V181H173L172 185H169L168 188H166L165 190L167 191L168 194H171V195H174L175 199H174V203L171 204L173 207L176 206V208L180 205H182V203L180 202L181 200H191L192 203H196V201H199V202H203V206L204 207H207V210H210L214 207L215 203L217 202L216 199H218V201H221L222 199L224 198H229L230 199H233V201H237L238 198H241L237 192L233 191L232 189L228 188V186H226V184L230 183V184H235L237 182H239V178L241 177H244L242 174L245 173H249L251 171V169H246L245 171H243L242 174H218V173H215L216 170L214 168H207L206 170V166L205 168H203ZM264 170V168L262 169V171ZM80 171V170H79ZM110 171V170H109ZM143 171V170H142ZM202 171V172H201ZM252 171H255V169H253ZM251 171V172H252ZM112 172V171H111ZM119 171H117V174H118ZM146 172V171H145ZM177 172V173H176ZM264 172V171H263ZM125 173V172H124ZM139 173V171H138ZM64 174V173H63ZM94 174V173H93ZM121 174V173H120ZM178 174V175H177ZM253 174V173H251ZM264 174V173H263ZM56 175V174H55ZM66 175V174H65ZM90 175V174H89ZM126 175V174H125ZM249 175V174H248ZM36 176V175H35ZM58 176V175H57ZM121 176V175H120ZM194 176V175H193ZM220 177V180H221V183L224 184V186L220 184H216V185H210V184H207V182H215L216 178L217 177ZM63 177V176H60V178ZM222 177V179H221ZM66 182L62 184V188H61V192L58 193V195L60 196H63L66 194H69L70 195V192H71V189L72 188H77V194L78 195H81L82 194L80 192H82L81 188V184H79L78 182L79 181H72V179L69 181L67 180L65 177H63ZM172 178V177H171ZM182 178V177H181ZM99 179V178H98ZM215 179V180H214ZM120 180V179H119ZM168 180V181H166ZM184 182V181H183ZM92 183V182H90ZM56 184V183H55ZM133 184V183H132ZM244 184V183H243ZM92 185V184H91ZM108 185H111L114 186V183L111 182L109 183ZM188 187L189 190L187 191L186 194L182 195L181 191L183 189V187ZM57 187V186H55ZM81 187V188H80ZM94 187V186H93ZM166 187V185H165ZM58 188V187H57ZM96 188V186H95ZM55 189V188H54ZM83 189V188H82ZM85 189V188H84ZM103 189V188H102ZM104 190V189H103ZM108 190V188H107ZM115 190V189H114ZM130 193L132 194V189H129ZM223 192L224 193V196H221L222 194H220V192ZM84 192V191H83ZM103 192V191H102ZM164 192V191H163ZM80 193V194H79ZM116 193V192H115ZM120 193V192H119ZM118 193V194H119ZM86 194V193H85ZM114 194V193H113ZM112 194V195H113ZM257 194V193H256ZM100 195H103V194H100ZM117 195V194H115ZM120 195V194H119ZM118 195V196H119ZM226 195V196H225ZM26 196V195H25ZM94 196V195H93ZM97 196V195H96ZM106 196V195H104ZM116 196V197H118ZM132 196V195H131ZM76 197V196H75ZM116 197H113V196H110V200L112 201L113 203V207L112 208H115V206L117 207V204H115L114 206V202H113V199L116 198ZM120 197V196H119ZM123 198V195L121 196ZM126 197V196H125ZM124 197V198H125ZM134 197V196H133ZM256 197V196H255ZM87 199L86 196L83 195V197H81V199ZM100 198V197H99ZM102 198V197H101ZM259 198V197H258ZM96 199V198H95ZM94 199V200H95ZM104 199V197H103ZM102 199V200H103ZM121 199V198H120ZM164 199V198H163ZM68 200V198H67ZM125 200V199H124ZM147 200V199H146ZM226 200V199H225ZM26 201V200H25ZM104 201V200H103ZM109 201V200H108ZM107 201V202H108ZM121 201V200H120ZM126 201V200H125ZM166 201V200H165ZM173 201V200H172ZM232 201V200H231ZM253 201V200H252ZM98 202V201H97ZM101 202V200H100ZM99 202V203H100ZM110 202V201H109ZM168 202V201H167ZM242 201H240V204L238 206V204L234 205V208L233 209H236L235 206H238V208L241 210V212L243 213L242 216H240V221L243 222V223H246V227L243 228L246 232V235L247 237H252L255 236V235H258L259 232H262L263 231V225H264V222L262 223V220H263V217H264V206H262L263 203H261V205L258 207V209H256V206H254L252 202L248 201L245 199V202L244 203H241ZM261 202V201H260ZM36 203V202H35ZM38 203V202H37ZM56 203V202H55ZM103 203V202H101ZM105 203H106V200H105ZM111 203V204H112ZM132 203V202H131ZM170 203V202H169ZM223 203V202H222ZM231 203V202H230ZM259 202L255 201V204L257 205ZM60 204V203H59ZM109 204V203H108ZM107 204V205H108ZM128 204V203H127ZM126 204V205H127ZM191 204V203H190ZM217 204V203H216ZM227 203H225L224 205H226ZM234 204V203H233ZM46 205V204H45ZM96 205V204H94ZM130 205V204H129ZM128 205V206H129ZM134 205V204H133ZM219 205V204H218ZM35 206V205H34ZM127 206V207H128ZM168 206V205H166ZM191 206V205H190ZM227 206V205H226ZM233 206V205H232ZM254 206V207H253ZM36 207V206H35ZM42 205H40V207L36 208L35 210V213H34V210H33V213H32V216L33 218H30L28 217L30 220V222H33L34 224H39V225H43L46 221L45 220H48V217H49V210L47 212L43 211L42 210ZM54 206H52L51 210L50 211H54L53 209ZM61 207V206H60ZM103 207V206H102ZM149 207V206H148ZM165 207V206H164ZM203 207V208H204ZM223 207V205H222ZM230 207V206H229ZM34 208V207H33ZM76 208V207H75ZM93 207L91 206V209ZM100 208V207H99ZM99 208L97 207H94V209L96 210L97 209V213L99 214H96L94 213V218H92L91 220V223H88V217L89 215L87 216L88 214V211H84L82 213H80L79 210L76 209V212L77 213H73V212H70V213H67V209L64 210V213L61 212L60 214L57 212V210H55V213L53 214L54 217L56 219V224L57 222L58 223H61L62 226L66 225L65 227L68 226V222H71V227H70V230L71 231H75V232H81V231H84L85 229L91 227L94 222H101V221H108L109 223H114V224H118V225H123V224H119L117 222H114L110 219H107L105 218V214L104 216L102 215V213H104V211L101 213L99 211ZM126 208V206H125ZM132 208V207H131ZM194 208V207H193ZM202 208V209H203ZM232 208V207H231ZM101 209V208H100ZM139 209V208H138ZM165 209V208H164ZM167 209V208H166ZM165 209V210H166ZM191 209H192V206H191ZM219 209V208H218ZM226 209V208H225ZM27 211V209L24 208V211ZM105 210V209H104ZM108 210V209H107ZM116 210V208H115ZM114 210V211H115ZM126 210V209H125ZM128 210V209H127ZM164 210V211H165ZM171 210V209H170ZM169 210V211H170ZM186 210V209H185ZM106 211V210H105ZM138 211V210H137ZM141 211V210H140ZM234 211V210H233ZM237 211V210H236ZM235 211V212H236ZM14 210L11 211V216L14 214ZM112 212V210H111ZM190 212V211H189ZM192 212V211H191ZM209 212V211H208ZM212 212V211H211ZM223 212V211H221ZM226 212V211H224ZM109 213V211H108ZM113 213V212H112ZM120 213V212H119ZM140 213V212H139ZM180 213V212H179ZM195 213V212H194ZM30 214V213H29ZM114 214V213H113ZM117 215V211L115 213ZM138 214V213H137ZM144 214V213H143ZM142 214V216H143ZM165 214V213H164ZM196 214V213H195ZM52 215V214H51ZM140 215V214H139ZM145 215V214H144ZM147 215V214H146ZM206 215V214H205ZM204 215V216H205ZM222 215V214H221ZM224 215V214H223ZM28 216V215H27ZM83 216H86L83 217ZM121 216V215H120ZM175 216V215H174ZM180 216V215H179ZM209 216V215H208ZM229 216V215H228ZM227 216V217H228ZM238 216V215H237ZM107 217V216H106ZM113 217V216H111ZM138 217V216H137ZM170 217V216H169ZM183 217V216H182ZM191 217V215L189 216V218ZM213 217V216H212ZM211 217V218H212ZM78 218V220L76 221V219ZM83 218L87 219V221L84 219L82 220ZM90 218V217H89ZM114 218V217H113ZM131 218V217H130ZM177 218V215L176 217ZM188 218V219H189ZM194 218V217H193ZM205 218L207 219V217L205 216ZM210 218V219H211ZM116 219V218H115ZM122 219H123V216H122ZM134 219V218H133ZM172 219V217H171ZM200 219V218H199ZM198 219V220H199ZM218 219V218H217ZM216 219V220H217ZM225 219V218H224ZM73 220V221H71ZM130 220V219H129ZM190 220V219H189ZM197 220V221H198ZM203 220V219H202ZM208 220V219H207ZM214 220V219H212ZM215 220V221H216ZM232 220V219H231ZM171 221L174 222V220L172 219ZM170 221V222H171ZM176 222V220H175ZM179 222V221H178ZM194 222V221H193ZM192 222V223H193ZM209 222V221H208ZM218 222V220H217ZM220 222V221H219ZM218 222V223H219ZM224 222V221H222ZM231 222V221H230ZM229 222V223H230ZM240 222V224H241ZM68 223V224H67ZM104 223V222H103ZM123 223V222H122ZM189 223V222H188ZM195 223V222H194ZM125 224V223H124ZM131 224V223H130ZM169 224L168 221L165 225ZM180 224V223H179ZM212 224V223H210ZM217 224V223H216ZM220 224V223H219ZM173 225V224H172ZM171 225V226H172ZM182 225V224H181ZM195 225V224H194ZM198 225V224H197ZM230 225V224H228ZM148 225L146 224H141V227H138V225H131V226H127L128 229H125V230H119V231H116L119 233L118 236H113V239L109 242H107L106 244V247H102L104 243H106V239L101 236V234H99L98 230H96V232H93L92 234H88L86 235V237H84V239H79V238H74V235H68V240L66 241H54V240H50L49 239V236L51 235V233L54 231L51 227H44L42 226L40 229H38V231H40V233L44 234V236H47L46 240H48L49 242L51 243H56V244H62L66 247L67 251L68 250H72V251H77L75 252L73 256H71L72 258H75L77 261L81 262V263H88V262H91V263H94V259L96 257L97 259V262H99L101 260V258H108L109 260H113V259H117V258H122V257H125L124 260H127L128 262H125L126 264H131L133 262H131V259H129L131 256H129V250L131 249L133 252L135 250H139V245L142 246L143 244H145V238H146V234L144 232V227H147ZM175 226V225H174ZM173 226V227H174ZM219 226V225H217ZM222 226V225H221ZM226 226V225H225ZM169 228H171L169 225H168ZM167 227V228H168ZM179 229H180V226H178ZM242 226H240L241 228ZM55 228L59 231L60 228L58 227V225H55ZM111 228V227H110ZM220 228V226H219ZM224 228V227H223ZM242 229V228H241ZM240 229V230H241ZM26 230V229H25ZM46 230V231H45ZM259 230V231H258ZM165 232V231H164ZM240 232V231H239ZM128 234H131V235H138L137 237H134L135 239L134 240H138V243L134 246H131V247H128L126 248V245L123 246L122 249H113V246H114V243H112L113 240H116L115 243H118V241H122V240H127L128 238ZM244 234V233H243ZM18 235V234H17ZM30 235V234H29ZM58 235V234H57ZM165 235V234H164ZM26 236V235H25ZM31 236V235H30ZM59 236H62V234ZM209 236V235H208ZM35 238L37 237H40V235L38 233H36V235L34 236ZM260 237V236H259ZM32 238V237H31ZM41 238V237H40ZM149 237H147L146 239H148ZM22 239V238H21ZM26 239V237H25ZM105 239V240H104ZM171 239V238H170ZM173 239V237H172ZM251 239V238H250ZM40 240V239H39ZM45 240V239H44ZM45 240V241H46ZM171 241V240H170ZM169 241V242H170ZM176 241V240H175ZM174 241V242H175ZM37 242V240H36ZM43 242V241H42ZM40 242V243H42ZM114 242V241H113ZM167 243V244H172V243ZM205 242V241H204ZM28 243V242H27ZM38 243V242H37ZM45 243V242H44ZM206 243V242H205ZM99 244V245H98ZM166 244V242L164 243ZM175 245H177L176 243H174ZM59 245V246H60ZM98 245V247H97ZM201 245V244H199ZM199 245H196L197 247ZM144 246V245H143ZM161 246V245H160ZM168 246V245H167ZM178 246V245H177ZM182 247V250H183V244L181 245ZM203 246V245H202ZM201 246V248H202ZM206 246V245H205ZM204 246V247H205ZM34 247V246H33ZM32 247V248H33ZM163 247V246H162ZM167 247H163V248H160V249H164L166 250ZM173 248V247H172ZM175 248V246H174ZM177 248V247H176ZM171 249V248H170ZM119 250V251H118ZM172 250V249H171ZM174 250V249H173ZM172 250V251H173ZM202 250V249H201ZM155 251V250H154ZM168 251V250H167ZM189 251V250H188ZM196 251V250H195ZM200 251V250H199ZM203 251V250H202ZM201 251V252H202ZM205 251V250H204ZM41 252V250H40ZM87 252L93 254V255H90V254H87ZM136 252V251H135ZM134 252V254H136ZM161 252V251H160ZM197 253H199L198 251H196ZM131 253V251H130ZM139 253V252H137ZM158 253V251H157ZM176 253V252H175ZM185 253V252H184ZM203 253V252H202ZM208 253V252H207ZM210 253V252H209ZM171 254H173L171 252ZM179 253H177L178 255ZM182 254V253H180ZM205 254V252H204ZM203 254V255H204ZM156 255V254H155ZM164 255V254H163ZM168 255V254H167ZM184 255V254H183ZM188 255H189V252H188ZM201 255V254H200ZM199 255V256H200ZM85 256V258L83 257ZM95 256V257H94ZM134 256V255H133ZM162 256V255H161ZM174 256V255H173ZM186 256V255H185ZM194 256V255H193ZM198 256V255H197ZM139 256H137L138 258ZM154 255H149L148 256V259L150 258H153ZM180 257V255H178V258ZM183 257V256H182ZM188 257V256H187ZM206 257V256H205ZM204 257V258H205ZM162 258V257H161ZM164 258V256H163ZM174 258H177V257H174ZM191 258V257H190ZM197 258V257H196ZM202 259L203 257H199L198 259ZM210 258V257H208ZM169 259V258H167ZM197 259V260H198ZM211 259V258H210ZM121 262H122V259H120ZM119 260V261H120ZM135 260V259H134ZM139 260L142 261L141 257H139ZM190 260V259H189ZM193 260V259H192ZM204 260V259H203ZM9 261V260H7ZM137 261V260H136ZM176 261V260H175ZM182 261V260H181ZM96 262V263H97ZM117 262V261H116ZM114 262V263H116ZM196 262V260H195ZM113 263V262H112ZM118 263V262H117ZM124 263V262H123ZM135 263V262H134ZM137 263H139L137 261ZM197 263V262H196ZM142 264V263H141ZM193 264V263H192ZM258 264V263H257Z\"/></svg>","mask_w":264,"mask_h":264}]
</instances>
